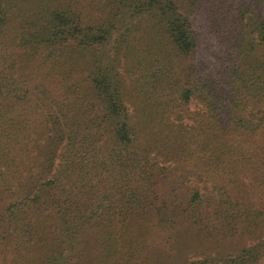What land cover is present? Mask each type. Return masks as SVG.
I'll return each mask as SVG.
<instances>
[{"label": "trees", "instance_id": "16d2710c", "mask_svg": "<svg viewBox=\"0 0 264 264\" xmlns=\"http://www.w3.org/2000/svg\"><path fill=\"white\" fill-rule=\"evenodd\" d=\"M0 264H264V0H0Z\"/></svg>", "mask_w": 264, "mask_h": 264}, {"label": "rangeland", "instance_id": "374dc122", "mask_svg": "<svg viewBox=\"0 0 264 264\" xmlns=\"http://www.w3.org/2000/svg\"><path fill=\"white\" fill-rule=\"evenodd\" d=\"M162 235L163 234L153 226L150 228L149 239H147V242L149 241V245H154L160 248V238L162 237ZM235 240L236 237L229 239V245H234Z\"/></svg>", "mask_w": 264, "mask_h": 264}]
</instances>
